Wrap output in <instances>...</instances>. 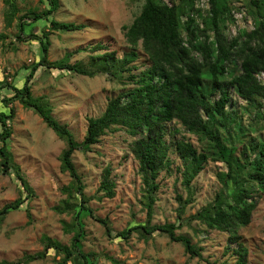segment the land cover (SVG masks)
Wrapping results in <instances>:
<instances>
[{
    "label": "trees",
    "instance_id": "trees-1",
    "mask_svg": "<svg viewBox=\"0 0 264 264\" xmlns=\"http://www.w3.org/2000/svg\"><path fill=\"white\" fill-rule=\"evenodd\" d=\"M4 1L6 25L19 21L16 24L18 39L36 40L39 57L28 68L31 69L29 75L19 81L16 79L14 84L5 79L0 81V90H6L0 99L1 165L5 171L15 174L20 186L19 198L0 209V221L35 195L8 148V140L13 134L8 121L16 115L9 102L18 98L24 106L34 108L44 122L67 142L60 157L61 168L69 172L71 181L64 187L66 199L55 209L60 213H72V221L63 223L74 234L70 245L45 237L46 246L42 252L25 254L14 261L2 259L0 264H28L45 258L51 250L64 253L61 264L75 262L80 257L83 264H97L93 257L80 251L79 244L84 235L82 216L85 210L92 213L86 208L91 196L85 193L86 185L73 154L77 149L90 151L103 135L121 128L135 136L131 150L139 165L148 220L119 231L115 237L129 239L134 231L143 235L165 233L171 240L181 242L191 257L203 256L202 248L189 236L176 233V223H151L160 188L158 178L162 171L172 169L170 152L173 145L182 160V182L188 189L210 160L225 165L226 170L217 172L223 189L191 219L209 229L228 232L230 243L235 244L232 249L235 261L232 264H249V250L238 234L240 228L248 226L252 220L256 203L251 199L255 190L264 192V130H261L263 124L260 121L264 119V82L259 78L264 73V0H244L253 27L240 30L235 35L227 34L229 26L236 22L237 9L232 0H205L207 9L197 7L199 0H179L177 3L145 0L139 14L123 27L128 51L121 56L116 51L91 55L87 64L84 61L70 64L68 59L52 61L49 58L51 30L68 32L86 27L81 23L49 19L58 9V0H47L49 7L45 10L32 8L21 15L20 0ZM41 19L49 20V31H34ZM6 39L7 34L0 32V44L3 45ZM105 48L99 43L92 50L96 52ZM140 49L145 54L146 64L136 73ZM41 66L50 70H73L91 77L105 73L118 81H127L130 86L111 97L99 116L88 117L86 134L79 142L68 125L53 115L49 99L33 94L32 77ZM238 99L244 101V105H240ZM252 113L257 126L252 122L244 126V115L251 118ZM181 129L196 135L200 148L185 136L169 141L168 136L180 133ZM104 170L98 190L103 192V196L113 198L116 183L111 178L110 168ZM178 199L184 207L193 202V193L190 192L185 200L180 195ZM97 220L111 235L109 221Z\"/></svg>",
    "mask_w": 264,
    "mask_h": 264
},
{
    "label": "rangeland",
    "instance_id": "rangeland-1",
    "mask_svg": "<svg viewBox=\"0 0 264 264\" xmlns=\"http://www.w3.org/2000/svg\"><path fill=\"white\" fill-rule=\"evenodd\" d=\"M166 1L177 3L179 0ZM232 1L237 9L236 22L229 26L228 35L253 27L244 0ZM144 2L58 0V9L49 19L81 23L86 27L68 32L51 30L50 60L68 59L70 64L78 61L87 64L90 56L98 53L116 51L118 55H123L129 48L123 27L139 14ZM19 7L21 15L32 8L45 10L49 4L47 0H20ZM197 7L207 9L208 6L206 2L202 6L199 0ZM5 10V1L0 0V32L7 34L4 44H0V81L5 79L14 84L30 74L31 69L28 68L39 57V44L36 40L18 39L19 29L16 24L19 21L15 20L11 26H7ZM48 22V19L38 20L34 31H49ZM99 43L106 48L94 52L93 47ZM139 51L141 54L137 61L139 68L134 70L136 73L144 69L146 64L144 52L141 49ZM259 78L264 82V73ZM129 86L127 81H118L105 73L91 77L73 70H50L44 66L39 67L32 77L33 94L49 99L53 115L68 125L79 142L86 134L88 117L99 116L105 110L108 100ZM5 94V89L0 90V99ZM238 101L240 105L245 103L241 99ZM9 104L15 108L16 115L8 121L13 129L8 148L35 192L28 203L12 210L0 221V260L14 261L25 254L42 252L46 246L45 237L70 245L74 233L69 232L63 223L72 221V213H60L55 209L66 199L64 187L71 181L69 172L61 168L60 157L67 142L44 122L34 108L24 106L18 98ZM254 115L252 113L251 118L244 115V126L252 123L257 126ZM260 121L263 124L261 130H264V119ZM173 126L180 127L178 124ZM180 131L169 135V141L185 136L200 148L196 135L183 129ZM134 139L135 136L124 128L111 130L90 151L77 149L73 154V160L86 185L85 193L91 196L86 208L91 209L92 213L85 210L82 216L84 235L79 244L80 251L93 257L97 264H232L235 261L232 253L235 244L230 243L229 233L209 229L191 219L193 214L213 201L223 189L217 172L226 170V167L222 162L210 160L193 179L191 189H188L182 182V160L173 145L170 152L172 169L162 171L158 178L160 188L156 194L151 223H176V233L189 236L193 243L202 248L203 256L191 257L181 242L171 240L165 233L143 235L134 231L129 239L115 237L119 231L148 220L139 165L131 150ZM2 144L0 140V146ZM106 167L110 168L111 178L116 183V195L113 198L103 196V192L98 190ZM190 192L193 193V202L181 206L178 196L185 200ZM19 196L18 180L14 173L4 170L0 157V209ZM251 201L256 203L252 220L248 226L240 228L238 235L249 250V264H264V192L255 190ZM97 218L109 221L111 235ZM63 256V252L51 250L45 258L28 264H61ZM83 261L80 257L68 264H83Z\"/></svg>",
    "mask_w": 264,
    "mask_h": 264
},
{
    "label": "built area",
    "instance_id": "built-area-1",
    "mask_svg": "<svg viewBox=\"0 0 264 264\" xmlns=\"http://www.w3.org/2000/svg\"><path fill=\"white\" fill-rule=\"evenodd\" d=\"M205 2H206L205 0H202V1H201V3H202V6L204 5V3H205Z\"/></svg>",
    "mask_w": 264,
    "mask_h": 264
}]
</instances>
